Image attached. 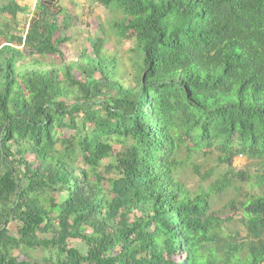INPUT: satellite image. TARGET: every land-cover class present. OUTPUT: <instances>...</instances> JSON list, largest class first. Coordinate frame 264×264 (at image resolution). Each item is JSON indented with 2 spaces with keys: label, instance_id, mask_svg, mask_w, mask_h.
<instances>
[{
  "label": "trees",
  "instance_id": "obj_1",
  "mask_svg": "<svg viewBox=\"0 0 264 264\" xmlns=\"http://www.w3.org/2000/svg\"><path fill=\"white\" fill-rule=\"evenodd\" d=\"M25 1L0 0V264H264V0H95L131 83L103 32L67 61L74 17ZM214 149L258 172L191 192L176 171ZM236 182L244 237L212 212Z\"/></svg>",
  "mask_w": 264,
  "mask_h": 264
},
{
  "label": "rangeland",
  "instance_id": "obj_2",
  "mask_svg": "<svg viewBox=\"0 0 264 264\" xmlns=\"http://www.w3.org/2000/svg\"><path fill=\"white\" fill-rule=\"evenodd\" d=\"M37 0H26L24 3L30 8L29 18L32 16ZM60 5L65 7L66 10L74 17L73 26L67 31H61L63 37H67L69 41L64 45V51L66 53L67 61L76 62L81 59V54L84 50H90V39L104 34L105 38V53L107 55L115 56L119 61L120 73L124 75L125 82H132L133 66L130 62L131 51L134 46L133 39H126L120 37L117 30H112L111 26L113 20L119 21L123 15L119 13H112L108 8L98 4L95 0H60ZM127 75V76H125ZM62 135L69 136L74 133V130L69 128L59 129ZM119 148L117 144L115 146ZM221 152L218 149H214L211 152H200L193 154L191 159L186 164L176 171V177L182 182L187 189L191 192H196L200 188L207 191L211 182L221 179L224 175H230V170L234 172L246 171L250 174L258 172V165L254 161L248 160L246 157L236 158L232 165L219 162V156ZM185 157V154H182ZM111 161L107 159L104 161V166ZM199 166L201 171H208L209 168H213V174L211 178L203 181L196 173L195 166ZM103 166V169H104ZM102 169V170H103ZM239 186L238 191L231 189L226 193L216 196L213 202L212 212L215 213L219 219L224 220V230L226 232H237L240 237L246 235V227L241 221L242 210L240 202L244 201L247 194L253 192L252 188L248 185L240 182H236ZM258 190L257 188L255 189ZM234 201V202H232ZM232 218V221H226L228 217ZM13 230H16L14 226ZM71 245H79V241L71 240ZM18 253V252H17ZM41 255V251L34 252V256L38 259ZM23 259L25 257L20 256ZM179 260L184 259V255L181 253Z\"/></svg>",
  "mask_w": 264,
  "mask_h": 264
}]
</instances>
